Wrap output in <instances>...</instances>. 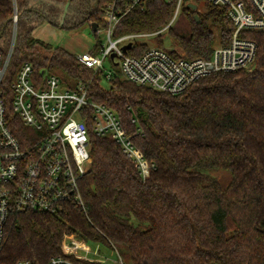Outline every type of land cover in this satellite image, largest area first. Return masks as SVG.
I'll use <instances>...</instances> for the list:
<instances>
[{"label": "trees", "instance_id": "trees-1", "mask_svg": "<svg viewBox=\"0 0 264 264\" xmlns=\"http://www.w3.org/2000/svg\"><path fill=\"white\" fill-rule=\"evenodd\" d=\"M103 2L0 0L2 62L12 49L5 82L11 84L30 61L37 76L46 70L68 87L89 83L91 70L65 49L33 56L39 43L33 33L45 22L62 28L102 25ZM177 2L148 0L144 8H133L114 37L157 33V46L165 48L167 35L190 58L209 57L217 44L229 42L233 25L224 7L203 2L200 11L187 4L188 29L181 33L170 25ZM62 7L68 13L61 20ZM101 47L99 42L94 52ZM147 49L141 43L129 53ZM100 80L95 76L90 83L93 100L116 112L155 167L143 177L118 143L92 135V161L80 182L85 209L66 202L55 213L12 214L1 260L51 264L62 255L65 236L74 234L118 252L124 264H264L263 40L254 68L211 74L178 95L127 80L105 88ZM69 258L77 264H110Z\"/></svg>", "mask_w": 264, "mask_h": 264}, {"label": "built area", "instance_id": "built-area-1", "mask_svg": "<svg viewBox=\"0 0 264 264\" xmlns=\"http://www.w3.org/2000/svg\"><path fill=\"white\" fill-rule=\"evenodd\" d=\"M147 1L104 0L100 20L108 32V43L102 44L99 52L77 56L93 74L89 83L80 81L74 87H66L59 76L46 74V70L37 76L32 62L25 61L8 85L5 77L12 49L4 62L0 55V264H6L1 256L5 228L12 214L55 213L66 202L85 209L80 182L92 161V135L118 143L143 177L155 167L134 145L116 112L93 100L90 83L95 76L111 84L127 80L178 95L211 74L255 67L259 40L264 42V0H202L224 7L233 30L227 44H217L209 57L195 58L186 57L176 48L159 46H149L141 55L129 53L136 45L134 39L157 33L114 37L120 20L133 8H144ZM183 1L178 0L177 13ZM190 3L200 10L195 0ZM17 20L16 11L14 22ZM173 20L174 17L170 25ZM90 25L93 28V22ZM100 27L99 24L97 34ZM129 43L132 46L125 51L124 46ZM108 60L119 68L121 76L105 69ZM61 246L62 255L53 257L51 264H77L69 256L89 262L111 260L101 255L100 249L94 251L99 257H90L88 242L74 234L66 235ZM116 253L118 259L113 262L124 264ZM16 264L32 263L20 260Z\"/></svg>", "mask_w": 264, "mask_h": 264}, {"label": "rangeland", "instance_id": "rangeland-1", "mask_svg": "<svg viewBox=\"0 0 264 264\" xmlns=\"http://www.w3.org/2000/svg\"><path fill=\"white\" fill-rule=\"evenodd\" d=\"M189 0H184L181 4V7L177 13H175L173 24L174 27L181 33H186L188 29V19L184 13V7L188 4ZM34 6L44 7L42 4L34 3ZM198 6L200 11H204L203 2H199ZM46 10V9H45ZM63 14L61 15V20L67 15V9L62 7ZM63 21H61L62 23ZM34 37L39 41L37 44V49L34 51L33 56L41 55H51V51L55 48H62L68 52L80 55L84 52L95 53V46L100 42L101 44L108 43V32L104 25H101L100 31L98 34L95 33L94 29L91 27L90 22H85L81 25H78L75 28H62L60 26H54L49 22H45L40 25L36 31L33 33ZM165 46L168 48H176L177 51L184 52L178 45L175 44L172 38L167 35L164 36ZM129 41H126V43ZM158 38L156 36L141 37L133 40L134 44L145 43L149 46H157ZM175 49V50H176ZM105 69L107 71L119 74L121 76L120 70L114 65L111 60H108L105 64ZM46 74H49L46 71ZM63 84L67 87L68 83L63 79ZM101 86L108 88L111 83L107 79L101 78ZM91 247V252L88 253L90 257H99L94 254V251L100 249V254L109 257L110 264H114L113 260H117V253L113 252L103 244L98 243H88ZM113 259V260H112Z\"/></svg>", "mask_w": 264, "mask_h": 264}, {"label": "water", "instance_id": "water-1", "mask_svg": "<svg viewBox=\"0 0 264 264\" xmlns=\"http://www.w3.org/2000/svg\"><path fill=\"white\" fill-rule=\"evenodd\" d=\"M189 7H191L193 10H197V5L194 3H190ZM195 18L197 19V21H199L198 15H196ZM93 28H94V30H96L98 28V23H96V22L93 23ZM131 46H132V43L127 44L126 46H124V50L126 51L127 49L131 48Z\"/></svg>", "mask_w": 264, "mask_h": 264}]
</instances>
